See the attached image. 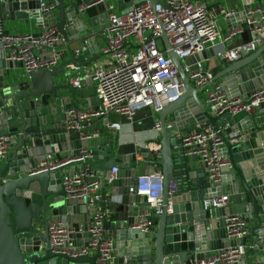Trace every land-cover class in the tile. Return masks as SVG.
Instances as JSON below:
<instances>
[{"label": "water", "instance_id": "obj_1", "mask_svg": "<svg viewBox=\"0 0 264 264\" xmlns=\"http://www.w3.org/2000/svg\"><path fill=\"white\" fill-rule=\"evenodd\" d=\"M47 1L57 2V17L42 18L40 4L44 0L0 3L2 19L31 17L40 27L54 26L65 44L59 51L60 63L51 70L39 68L17 74L12 69L22 67V63L10 60L0 66V137L9 138L10 149L0 168V264H96L97 254L71 256L52 251L48 236V222L59 220L74 227L64 247H78L88 241L87 219H81L80 211L89 216L94 206L87 205L85 200L66 198L61 186V170L81 163L70 157L78 155L82 148L92 153L85 162L102 176V184L110 185L114 194L128 197L126 218L111 224L116 227L118 251L111 264H192L210 252L245 245L247 237H227L224 218L228 214H238L251 224V247L242 259L231 264H263L264 102L255 117L246 115L239 123L231 115L217 116L209 111L197 98L179 55L162 32L158 38L178 71L184 91L157 112L161 132L158 154L145 146L122 152L118 136L112 132L79 141L72 139L64 122L66 108L72 102L77 104V92L89 99L96 92L95 87L92 92L82 87L75 89L68 82L67 69H83L101 58L88 35L93 34L97 20L103 22L106 17L102 13L93 17L90 24L80 17L86 10L84 6L96 0ZM144 1L152 7L167 6L162 0H114L120 13ZM226 19L233 27L240 25L241 19L245 23L247 17L244 12H235ZM203 59L204 52L200 51L186 61ZM216 80H220L228 96H248L251 90L264 84V44L227 65L213 77L212 81ZM85 82L90 83L91 78L86 77ZM205 121L215 128L225 126L226 133L231 130L238 133L234 141L221 133L223 146L219 153L228 163L221 167L216 186L207 176L204 161L196 154H185L186 148L181 144L184 131ZM61 151L70 153V161L65 165L39 167L47 154L61 159ZM194 162L199 164L198 169L192 168ZM157 165L161 166V212L151 234H147L135 227L139 210L149 205L145 195L137 194L136 182L138 177L155 171ZM112 168H116V173L109 183ZM223 195L227 196V206L205 207L206 200ZM79 225L83 226L82 232L77 230ZM75 238L82 240L74 241Z\"/></svg>", "mask_w": 264, "mask_h": 264}, {"label": "built area", "instance_id": "obj_2", "mask_svg": "<svg viewBox=\"0 0 264 264\" xmlns=\"http://www.w3.org/2000/svg\"><path fill=\"white\" fill-rule=\"evenodd\" d=\"M167 6L152 7L147 1L134 5L125 13H120L112 3L96 0L93 4H101L105 8L106 25L102 29L105 45L102 53L105 64L93 66L86 72L72 69L68 82L75 88L82 87L86 77L94 82L95 92L99 100L98 106L82 108L69 106L64 112L66 130L76 133L79 139H88L100 135L99 129H90L94 120L106 119L104 129L116 132L120 128L118 121L108 119L111 113L126 119H132L136 110L151 107L158 112L166 103L175 100L184 91L179 74L172 60L166 55L158 38L165 32L172 49L179 55L185 75L196 86L204 87L205 106L217 116L235 115L240 112L254 116L258 107L264 102V84L251 90L246 97L228 96L219 83L213 80V73L202 61L188 63L186 58L203 51L205 48H216V56L230 61L238 60L242 55L253 53L264 44V0H259L256 6L244 10L246 28L233 26L221 33L216 15L211 12L204 1L200 0H162ZM1 3V0H0ZM57 7V2H41L42 18L49 17ZM220 15L229 17L236 11L218 6ZM245 30L251 39L236 43L230 48L224 44L234 37L242 35ZM146 31H150L145 35ZM63 37L54 26L44 27L38 34L8 33L4 30L0 8V58L13 62H21L26 72L45 68L51 70L59 64V45ZM159 129L158 122L154 125ZM223 133L229 141H234L237 130L225 132V129L215 128L207 121L198 123L195 127L181 135V144L186 148L185 154L198 155L206 166L208 178L213 185L220 182L221 167L228 159L219 153L223 146ZM9 138L0 137V161L8 152ZM145 147L158 154L159 144L150 142ZM92 153L82 148L72 161H80L78 167L64 172L61 176V186L66 198L85 200L87 205L94 206L93 213L87 221L89 238L86 245L66 248L63 246L74 227L59 220L48 222L50 248L54 252L66 253L71 256L97 254L96 264H111L114 258V240L105 229V223L112 211L103 206L106 195L102 191V176L85 160ZM69 159V158H68ZM57 159L51 154L39 164L41 168L63 166L70 160ZM116 168L110 171V183L114 179ZM173 189L174 185L171 184ZM137 194L145 195L148 206L138 213L135 227L151 234L156 217L161 212V173L153 171L137 178ZM227 196L212 198L205 201V207H225ZM225 230L229 239L247 237L248 223L238 214H228L224 218ZM79 232L83 226L79 225ZM245 245L230 246L206 255L192 264H231L243 258ZM264 264V258H263Z\"/></svg>", "mask_w": 264, "mask_h": 264}, {"label": "crops", "instance_id": "obj_3", "mask_svg": "<svg viewBox=\"0 0 264 264\" xmlns=\"http://www.w3.org/2000/svg\"><path fill=\"white\" fill-rule=\"evenodd\" d=\"M45 2H49L47 0H44ZM70 0H66L65 3H68ZM105 3H112L116 6L114 0H104ZM200 1H204L206 2L209 10L211 12H213L216 15V19H217V23H218V28L219 31L221 33H225L227 31L228 28L231 27V23L229 22V20L226 19L225 16L218 14L217 12V8L218 6H222L225 7L227 9H232L236 12H244V9L246 8V6H256L259 3V0H245V4L243 3L244 0H200ZM87 5H85L84 7H86ZM117 7V6H116ZM119 12V9H116ZM83 13L80 14V17L83 18V20L90 24V20L93 17H98L99 15H101L102 13H105V8L103 5L101 4H93L92 6H90L89 8H86L85 11H82ZM84 14V15H82ZM50 16H58V10L55 9ZM106 17V15H105ZM3 22V27L4 30L8 33H32V34H38L40 33L44 27H40L39 25H37L36 21L31 18H12V19H7L4 20L2 19ZM243 20H239V24L241 26H243L244 28H246V23H242ZM97 26L93 32V34H89L88 37H90L91 39V44L92 47H98L99 49V54L101 55V58L94 62L93 64L87 66L86 68L83 69H78L79 72H86L87 70L91 69L93 66L98 65V64H105V55L102 53V49L105 45V40L104 37L102 35V29L105 27L106 25V21H98L97 20ZM97 29V30H96ZM97 35H99V37H97ZM251 39V35L248 32V30H245V32L240 35V36H236L233 38V40L231 42L225 43L224 47L225 48H230L233 45H235L236 43H240V42H245ZM77 44V43H75ZM74 47V44H73ZM59 51H62L65 48V44H60L59 45ZM216 48L217 46L214 47H208L205 48L203 50L204 52V59L202 60L203 65L208 68L212 73L213 76H215L217 73H219L223 68H225L227 65H229L230 63H232L233 61H230L228 59L225 58H220L218 56H216ZM252 54V53H250ZM242 55L238 58L239 59H243L245 57H247L248 55ZM92 54H90L88 57H90ZM1 57V56H0ZM4 59L0 58V66L3 65L4 63ZM60 63V60H59ZM71 68L69 67L67 69L69 75L71 72ZM13 72L17 73V74H25L26 71L25 69L22 67H15L14 69H12ZM220 80H216L215 83H219ZM192 86L196 89L194 92H196V96L197 98L204 104H205V90L206 88H202L199 86H196L194 83H192ZM94 87V82L91 79L90 83H86L85 81L82 83V88H85L87 90H90V92H92V88ZM90 99L89 98H82L79 93H76V99H77V104H74L73 102L68 105L69 106H78V107H82V108H90V107H96L98 106L99 100L97 98V95L95 96V94L90 95ZM191 101L193 100L191 97L189 98ZM67 107V108H68ZM66 108V109H67ZM256 115H254L253 117H255ZM233 121L239 123L241 120H243V118L246 117V113L244 112H240L237 113L235 115L231 116ZM252 117V116H251ZM108 119L112 120V121H118L121 125L119 130H117L116 132H112L114 133L116 136H118V144L120 149H123L122 152H129L131 150H133V148L136 147H144L147 143L150 142H156L159 143L160 138H161V132L159 129L155 128L154 125L155 123L158 122L159 120V116L157 114V112H155L151 107H142L138 110H136L135 114L133 115L132 119H126L120 115L111 113L108 115ZM102 119H97L94 120L91 125L89 126L90 129H99L100 130V134L105 133V132H111V131H107L104 129L103 123L100 122ZM222 129H225V126L221 127ZM187 131H184L183 133H185ZM182 133V134H183ZM181 134V135H182ZM71 138L75 139L77 141H79V137L76 133H70ZM10 152V149H8L7 154ZM61 155V159H68L70 157V153L69 151H61L60 153ZM137 159H140L139 156L137 157ZM4 161H0V168L3 166ZM79 165L78 164H73L71 166H66L64 169L61 170V176L63 175L64 172L67 171H72L74 169H76ZM192 168L194 169H198L199 168V164L197 162H194L191 164ZM155 171H160L161 172V166L157 165L155 167ZM102 191L103 193L106 195L105 197V201L103 202V206L109 210L112 211L111 216L109 217V219L106 221L105 223V229L107 231V233L109 235H111L113 237L114 240V257H116L118 255V251L116 249V227L114 225L111 226V224L115 223L116 221H119L121 219L126 218L127 216V208H128V197L126 195H122V194H114L112 191V187L109 185L108 187H105L104 185H102ZM142 209V208H141ZM141 209L139 211H141ZM81 215L83 218L81 219H89L90 215H86L84 216L85 211L81 210L80 211ZM88 217V218H87ZM248 226L250 227L251 224L248 223ZM155 227V225H154ZM82 240V238H75L74 241H79ZM246 251L251 247L250 244V240H249V234L247 236V241H246ZM256 252V251H254ZM212 253V252H210ZM210 253H208L207 255H209Z\"/></svg>", "mask_w": 264, "mask_h": 264}]
</instances>
